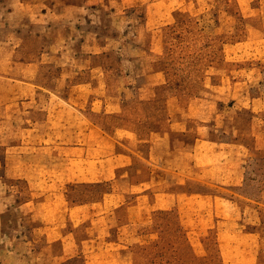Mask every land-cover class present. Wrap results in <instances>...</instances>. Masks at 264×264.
<instances>
[{"label": "crops", "instance_id": "crops-1", "mask_svg": "<svg viewBox=\"0 0 264 264\" xmlns=\"http://www.w3.org/2000/svg\"><path fill=\"white\" fill-rule=\"evenodd\" d=\"M185 2L0 0V24L9 30L0 35V131L11 132L0 138V264H156L143 261V253L128 246L134 235L119 232L132 224L131 218L117 217L121 225L111 223L119 210L129 208L127 204L106 207L102 222L86 219L79 213L80 204L66 205L64 187L69 184L102 182L107 185L103 193L128 196L143 167L182 181L214 179L209 170L226 165L231 173L217 176L237 183L243 158L228 157L229 146L214 129L191 118L192 97L182 103L179 93L165 84L158 41L151 48L148 41L112 46L96 29L101 4L119 18L132 3L147 5L150 12L144 19L160 20L169 16L170 8L173 17ZM31 24L40 27L44 39L51 28L62 29L47 44L27 45L18 28ZM126 27L120 31L124 37L129 36ZM147 32L146 27L136 34ZM112 55H117L115 60H110ZM47 66L59 68L52 84L43 75ZM116 71L122 73V81L112 90ZM83 75L86 91L55 86L77 78L73 86L79 88ZM128 89L138 97L144 118L123 104L131 97L122 92ZM80 97L91 99L90 105L99 101L102 107L74 101ZM100 111L101 118L95 114ZM7 178L24 186L9 185ZM13 211L20 215L9 234L3 219Z\"/></svg>", "mask_w": 264, "mask_h": 264}, {"label": "rangeland", "instance_id": "rangeland-1", "mask_svg": "<svg viewBox=\"0 0 264 264\" xmlns=\"http://www.w3.org/2000/svg\"><path fill=\"white\" fill-rule=\"evenodd\" d=\"M188 2L183 3L173 17L170 8L169 16L160 20L144 19L143 15L150 12L147 5L132 3L119 18L109 14L108 7L101 4V24L96 29L102 36L109 37L112 46L119 41L137 45L148 41L151 48L153 42L158 41L167 77L165 84L179 93L182 103L192 97L191 118L204 120L214 129L215 136L229 146L228 157L243 158L237 183L228 184L217 176L230 174L228 165L209 170L214 179L182 181H171L163 174L151 172V167H143L128 196L103 193L107 185L102 182L69 184L64 187L66 205L80 204L81 217H94L102 222L106 207L121 202L127 204L129 208L119 210L120 214L113 217L111 223L121 225L117 217L132 219V224L121 227L119 232L134 235L133 244L128 246L142 252L143 261L264 264V0ZM125 25L127 30L130 27L126 37L120 32ZM146 27L148 32L158 29L159 33L136 34ZM60 29L51 28L50 37L44 39L39 36L42 31L37 25L18 28L25 34V43L35 46L53 41ZM8 32L0 24V35ZM116 56L112 55L110 60H115ZM103 59L109 61V58ZM115 74L116 80L110 81L112 90H117L122 81V73L116 71ZM43 75L52 84L59 75V68L44 67ZM73 79L68 83L57 82L55 86L63 85L65 88L61 89L69 91L89 89L86 75L80 79L79 88L73 86L77 78ZM0 87L3 84L0 83ZM127 91H122L125 96L131 95L130 99H123L126 109H134L144 118L138 97L131 94V90ZM195 96L205 100L199 101L193 98ZM74 101L93 109L102 107L99 101L90 105L92 100L85 97ZM95 114L102 117L101 111ZM7 118L10 120L11 116ZM5 130L0 131V138L1 134L11 133ZM235 141L242 144L237 145ZM1 152L0 148V157ZM2 174L0 166V179ZM6 180L9 185L24 186L16 180ZM19 215L13 211L4 216L7 233L13 232L11 226Z\"/></svg>", "mask_w": 264, "mask_h": 264}]
</instances>
